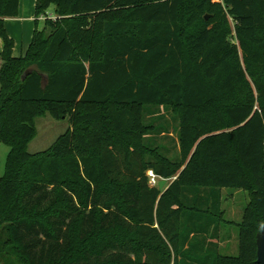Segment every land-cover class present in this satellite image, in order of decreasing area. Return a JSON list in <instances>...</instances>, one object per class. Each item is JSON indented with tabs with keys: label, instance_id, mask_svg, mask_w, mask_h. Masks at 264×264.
Wrapping results in <instances>:
<instances>
[{
	"label": "trees",
	"instance_id": "obj_1",
	"mask_svg": "<svg viewBox=\"0 0 264 264\" xmlns=\"http://www.w3.org/2000/svg\"><path fill=\"white\" fill-rule=\"evenodd\" d=\"M18 3L0 0V263L258 264L264 0H36L55 17L14 57ZM156 106L178 119L176 159L150 142L169 133L144 120ZM43 112L69 127L30 154ZM224 187L248 193L235 256L219 252Z\"/></svg>",
	"mask_w": 264,
	"mask_h": 264
},
{
	"label": "rangeland",
	"instance_id": "obj_2",
	"mask_svg": "<svg viewBox=\"0 0 264 264\" xmlns=\"http://www.w3.org/2000/svg\"><path fill=\"white\" fill-rule=\"evenodd\" d=\"M18 10L14 17L4 20L3 24L7 34L13 40L12 55L14 57L26 56L35 28L41 29L47 16L55 17L54 5L49 6L45 13L36 15V0H18ZM230 25L231 41L236 43L233 32V21L228 18ZM91 57L97 58L96 50L91 51ZM146 110V109H145ZM144 118L147 123H154L167 133L150 135L152 146L160 145L161 151L171 159L178 157L177 146L171 141L176 137L178 119L169 107L156 106ZM35 133L28 142L26 150L30 154L46 151L55 139L65 132L69 127L68 119H56L48 112H43L35 118ZM9 147L0 144V172L4 169L6 155ZM160 180V179H159ZM167 180L164 187L167 186ZM163 187V188H164ZM220 201V207L224 210L219 217V239L220 254L235 256L238 254V224L241 221L244 208L248 202V193L241 188L224 187ZM261 237V235H260ZM257 241L259 240V238ZM256 241V246H257ZM257 253V250H256ZM3 260V259H2ZM0 264H4L2 261Z\"/></svg>",
	"mask_w": 264,
	"mask_h": 264
},
{
	"label": "water",
	"instance_id": "obj_3",
	"mask_svg": "<svg viewBox=\"0 0 264 264\" xmlns=\"http://www.w3.org/2000/svg\"><path fill=\"white\" fill-rule=\"evenodd\" d=\"M207 18V15H205ZM167 179L162 178L158 181L157 187L158 189H163ZM256 263L264 264V232L261 234V237L257 241V253H256Z\"/></svg>",
	"mask_w": 264,
	"mask_h": 264
},
{
	"label": "built area",
	"instance_id": "obj_4",
	"mask_svg": "<svg viewBox=\"0 0 264 264\" xmlns=\"http://www.w3.org/2000/svg\"><path fill=\"white\" fill-rule=\"evenodd\" d=\"M213 1H222V0H213ZM48 17H51V16H48ZM147 176L149 178L148 179L149 184L152 186L157 185L159 179H162V178L158 177L156 174H154V172L151 169L147 170Z\"/></svg>",
	"mask_w": 264,
	"mask_h": 264
},
{
	"label": "crops",
	"instance_id": "obj_5",
	"mask_svg": "<svg viewBox=\"0 0 264 264\" xmlns=\"http://www.w3.org/2000/svg\"><path fill=\"white\" fill-rule=\"evenodd\" d=\"M7 19H10V18H4V20H7ZM225 188H221V197H222V195H223V190H224ZM221 200V199H220ZM224 212V210L222 209V213ZM218 244H220V240H218Z\"/></svg>",
	"mask_w": 264,
	"mask_h": 264
}]
</instances>
